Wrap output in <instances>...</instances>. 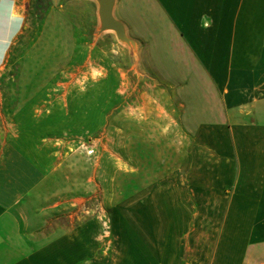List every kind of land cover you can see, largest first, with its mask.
<instances>
[{
  "label": "crops",
  "instance_id": "obj_1",
  "mask_svg": "<svg viewBox=\"0 0 264 264\" xmlns=\"http://www.w3.org/2000/svg\"><path fill=\"white\" fill-rule=\"evenodd\" d=\"M25 10L26 0H0V68ZM113 15L143 65L199 68L214 86L226 120L194 130H225V202L201 204L196 177L186 187L183 175L130 189L113 205L106 247L97 219L72 218L88 185L74 188L63 124L34 116L54 75L0 122V264H264V0H115ZM202 205L225 211L221 235L191 215Z\"/></svg>",
  "mask_w": 264,
  "mask_h": 264
},
{
  "label": "rangeland",
  "instance_id": "obj_2",
  "mask_svg": "<svg viewBox=\"0 0 264 264\" xmlns=\"http://www.w3.org/2000/svg\"><path fill=\"white\" fill-rule=\"evenodd\" d=\"M135 47L112 31L99 33L94 0H26L23 28L0 68V122L56 75L52 87L42 89L34 116L63 124L58 137L72 142L67 149L78 155L74 188L80 191L81 180L88 185L83 199L73 200L72 218L97 219L106 247L113 205L130 189L183 175L186 187L196 177L201 204L225 202L219 184L225 130H194L226 120L214 86L202 81L199 68L143 65L150 61ZM204 207L191 215L221 235L225 211ZM57 219L60 225L66 216Z\"/></svg>",
  "mask_w": 264,
  "mask_h": 264
},
{
  "label": "water",
  "instance_id": "obj_3",
  "mask_svg": "<svg viewBox=\"0 0 264 264\" xmlns=\"http://www.w3.org/2000/svg\"><path fill=\"white\" fill-rule=\"evenodd\" d=\"M97 3V14L99 19V33L112 31L117 40L132 49L136 48L135 42L130 39L125 31L124 25L115 19L113 8L115 0H94Z\"/></svg>",
  "mask_w": 264,
  "mask_h": 264
},
{
  "label": "built area",
  "instance_id": "obj_4",
  "mask_svg": "<svg viewBox=\"0 0 264 264\" xmlns=\"http://www.w3.org/2000/svg\"><path fill=\"white\" fill-rule=\"evenodd\" d=\"M92 153H93L92 150H88V151H87V154H88V155H90V154H92Z\"/></svg>",
  "mask_w": 264,
  "mask_h": 264
}]
</instances>
